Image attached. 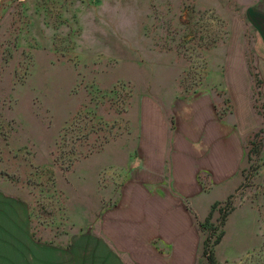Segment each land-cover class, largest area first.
Returning <instances> with one entry per match:
<instances>
[{"label":"rangeland","instance_id":"rangeland-1","mask_svg":"<svg viewBox=\"0 0 264 264\" xmlns=\"http://www.w3.org/2000/svg\"><path fill=\"white\" fill-rule=\"evenodd\" d=\"M263 67L264 0H0V264H35L93 232L124 179L114 164L140 137L142 100L208 90L222 113L246 96L264 116ZM262 132L246 138L240 184L197 222L210 216L197 264L206 238L214 264H264ZM243 201L256 206V247L223 257Z\"/></svg>","mask_w":264,"mask_h":264},{"label":"crops","instance_id":"crops-1","mask_svg":"<svg viewBox=\"0 0 264 264\" xmlns=\"http://www.w3.org/2000/svg\"><path fill=\"white\" fill-rule=\"evenodd\" d=\"M240 78V94H246L248 80ZM235 97L225 113L224 103L208 90L172 95L164 104L142 100L140 137L114 164L124 179L100 205L93 232L76 248L52 245L35 252V264H197L198 220L240 184L248 134L262 129L264 136V116L253 111L249 97ZM224 229L223 257L256 247L255 204H238Z\"/></svg>","mask_w":264,"mask_h":264},{"label":"trees","instance_id":"trees-1","mask_svg":"<svg viewBox=\"0 0 264 264\" xmlns=\"http://www.w3.org/2000/svg\"><path fill=\"white\" fill-rule=\"evenodd\" d=\"M228 200H229V198H227V200L224 201V202H225V205H227V204L229 203ZM217 204H218V202L215 203L212 207H215ZM222 210H223V208H222ZM230 210H231V209L227 210L226 212H224V213L222 214V218H221V219H222V222H223V220H225V217H226V215L228 214V212H229ZM209 219H210V216H208V217L205 219V223H199V225H198V229H199L200 231L207 230V228H205V225L208 223ZM222 235H223V230H221V231L219 232V234L217 235V237L215 238V240H214V242H213V245H216V244H218V243L220 242V239H221ZM209 248H210V247H209V240L206 238V239L203 241V254H204V256L208 255V256H207L208 264H214V258H213V254H212V249H211V251H210V254H207V251H208ZM205 254H206V255H205Z\"/></svg>","mask_w":264,"mask_h":264}]
</instances>
